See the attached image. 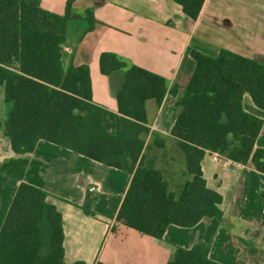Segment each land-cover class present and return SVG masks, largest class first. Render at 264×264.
Masks as SVG:
<instances>
[{
    "label": "trees",
    "instance_id": "16d2710c",
    "mask_svg": "<svg viewBox=\"0 0 264 264\" xmlns=\"http://www.w3.org/2000/svg\"><path fill=\"white\" fill-rule=\"evenodd\" d=\"M197 20L205 0H174ZM78 19L67 3L63 16L42 9L40 0H0V85L9 105L0 130L17 154L32 153L47 141L132 175L118 222L143 235L163 239L171 225L192 228L204 218L223 219V197L207 187L202 169L206 153L240 165L251 163L264 174V149L257 148L264 121L245 111L249 94L264 111V65L222 50L217 57L194 49L196 62L189 83L179 86L164 77L103 53L100 70L113 80L119 112L96 105L88 66L64 68L63 46L70 22ZM86 32L95 28L92 10L85 12ZM122 76L118 88L114 78ZM177 97L180 110L171 135L192 176L179 195L169 191L163 173L149 157L147 138L157 147L164 140L148 127L146 104L160 106L166 95ZM28 159L0 164V173L20 185L0 230V264H66L63 217L47 202L48 193L25 183ZM95 199L84 211L92 216ZM210 248L198 244L177 248L168 264H220L210 259ZM76 264H84L78 262Z\"/></svg>",
    "mask_w": 264,
    "mask_h": 264
},
{
    "label": "crops",
    "instance_id": "0c3cea01",
    "mask_svg": "<svg viewBox=\"0 0 264 264\" xmlns=\"http://www.w3.org/2000/svg\"><path fill=\"white\" fill-rule=\"evenodd\" d=\"M69 1L78 19L70 22L63 46L64 68L88 66L94 103L115 114L119 107L113 80L100 70L103 53L116 54L164 77L170 87L179 86V93L196 68L188 54L190 48L210 57L227 50L264 65V0H205L197 20L187 16L174 0L40 3L43 10L63 16ZM87 10H92L95 18L91 32H86L83 20ZM176 101L177 97L167 94L160 106L154 100L147 102L148 127L162 137L165 147H157L153 135L147 138V145L151 147L148 155L162 171L169 191L179 195L193 177L186 175L185 156L171 135L180 113ZM243 106L264 121V111L249 94L244 96ZM8 111L5 86L0 85L3 125ZM256 147L264 149V126ZM25 158L29 164L23 181L48 193L47 202L63 217L66 264H168L177 248L189 250L198 244L207 245L210 259L220 264H264V174L251 163L215 161L206 153L204 178L207 187L223 197L219 205L223 219L204 218L192 228L171 225L159 240L117 220L132 181L130 173L47 141H40L32 153L17 154L1 129L0 164ZM162 161L171 167L170 175H165ZM19 185V181L0 173V230ZM91 187L97 191L91 192ZM87 198L95 199L92 216L83 209Z\"/></svg>",
    "mask_w": 264,
    "mask_h": 264
},
{
    "label": "rangeland",
    "instance_id": "374dc122",
    "mask_svg": "<svg viewBox=\"0 0 264 264\" xmlns=\"http://www.w3.org/2000/svg\"><path fill=\"white\" fill-rule=\"evenodd\" d=\"M121 76V75H120ZM122 77V76H121ZM121 77H117L115 78L114 80V87L115 88H118L120 86V82H122V78ZM121 80V81H120ZM151 156V155H150ZM161 167L163 168L164 172H165V175H170L171 174V167L168 165V162L167 161H162V164H160Z\"/></svg>",
    "mask_w": 264,
    "mask_h": 264
},
{
    "label": "built area",
    "instance_id": "2783aa9c",
    "mask_svg": "<svg viewBox=\"0 0 264 264\" xmlns=\"http://www.w3.org/2000/svg\"><path fill=\"white\" fill-rule=\"evenodd\" d=\"M211 155L213 156V158H214L215 161L221 160V157L218 154H212L211 153ZM90 191L91 192H96L97 191V188L96 187H91L90 188Z\"/></svg>",
    "mask_w": 264,
    "mask_h": 264
}]
</instances>
